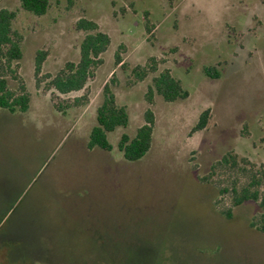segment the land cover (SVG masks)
Segmentation results:
<instances>
[{"label":"rangeland","instance_id":"1","mask_svg":"<svg viewBox=\"0 0 264 264\" xmlns=\"http://www.w3.org/2000/svg\"><path fill=\"white\" fill-rule=\"evenodd\" d=\"M207 2L76 0L67 7L48 0L37 16L19 0H0V8L16 10L22 56L12 66L30 94L25 112L0 108V264H264L258 201L233 206L231 198L232 187L264 166V0H215L223 6L217 24L206 22L200 6ZM80 17L110 37L102 64L82 90L59 94L47 89L48 78L36 87L37 50L47 53L40 75L78 60ZM119 46L122 67L113 63ZM150 57L156 70L135 80L131 69ZM203 66H215L219 77L205 76ZM164 68L188 96L168 102L154 94L149 104L147 86ZM112 72L111 90L129 121L107 133L110 151L89 149ZM6 78L15 90L19 81ZM83 93L87 101L74 103ZM147 107L155 119L150 148L127 161L118 139L135 134ZM204 110L205 126L192 131ZM225 153L237 166L217 163Z\"/></svg>","mask_w":264,"mask_h":264},{"label":"trees","instance_id":"2","mask_svg":"<svg viewBox=\"0 0 264 264\" xmlns=\"http://www.w3.org/2000/svg\"><path fill=\"white\" fill-rule=\"evenodd\" d=\"M76 0H66L67 7H71ZM169 2L171 0H168ZM20 7L34 15L40 16L46 13L49 6L48 0H19ZM16 17V10L0 8V108L14 113L16 111L25 112L29 107L30 94L18 74L14 65H18V60L22 56L21 33L12 27V21ZM76 30H81L84 35L79 44V56L76 62L66 61L55 73L41 74L42 64L46 57V50H37L34 57L33 76L35 86L39 87L41 78H48L46 87L53 89L59 94L82 90L87 81L94 75L95 70L102 64V53L110 44L109 35L100 30L99 25L90 19L80 17L75 23ZM151 25L148 19L145 22V31L150 32ZM119 48L114 52L113 63L115 66H124ZM155 59L150 57L149 62L144 65H136L131 69V74L135 80H142L149 72L156 70ZM18 68V66H17ZM202 72L210 78H218L219 71L215 66H203ZM7 73L13 79L19 81L15 90L8 86ZM115 73L112 72L110 78L102 87V101L96 109L95 124L90 129L87 141V148L98 147L104 151H110L112 144L109 142L107 133L117 127H125L128 124L129 116L126 107L118 105L115 95L111 90ZM160 95L164 101H174L185 99L188 92L182 88L179 80L171 75L168 68H164L151 78L150 85L147 86L144 95L147 103L151 104L153 95ZM87 93L74 99V103L86 102ZM60 109L59 104L56 107ZM63 111V110H61ZM208 110L200 113L192 131L202 129L207 122ZM155 119L153 111L147 107L143 113V123L136 129L133 136L122 133L117 142V149L122 152V156L127 161H136L142 158L148 151L152 141V132ZM219 165L235 167L238 164L236 157L232 153H225L217 162ZM264 189V166L256 167L250 176L248 183L238 189L232 187V204L238 206L245 201H258L261 209V217L264 219V194L260 189ZM229 217V215H228ZM253 226V225H252ZM264 230V226L262 227Z\"/></svg>","mask_w":264,"mask_h":264},{"label":"clouds","instance_id":"3","mask_svg":"<svg viewBox=\"0 0 264 264\" xmlns=\"http://www.w3.org/2000/svg\"><path fill=\"white\" fill-rule=\"evenodd\" d=\"M200 7L207 23L217 24L220 21L221 9L223 6L216 3L215 0H208L207 3L202 4Z\"/></svg>","mask_w":264,"mask_h":264}]
</instances>
